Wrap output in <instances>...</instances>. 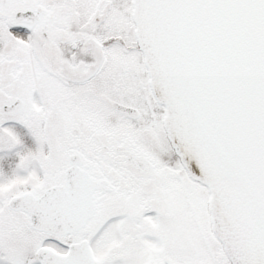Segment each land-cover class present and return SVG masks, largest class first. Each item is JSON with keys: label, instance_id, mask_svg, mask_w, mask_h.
<instances>
[{"label": "snow or ice", "instance_id": "1", "mask_svg": "<svg viewBox=\"0 0 264 264\" xmlns=\"http://www.w3.org/2000/svg\"><path fill=\"white\" fill-rule=\"evenodd\" d=\"M0 264H264V0H0Z\"/></svg>", "mask_w": 264, "mask_h": 264}]
</instances>
